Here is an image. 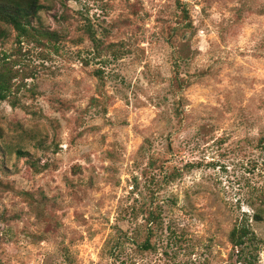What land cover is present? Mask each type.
<instances>
[{"label": "rangeland", "instance_id": "obj_1", "mask_svg": "<svg viewBox=\"0 0 264 264\" xmlns=\"http://www.w3.org/2000/svg\"><path fill=\"white\" fill-rule=\"evenodd\" d=\"M38 4L50 47L0 42L27 74L0 101V264H248L241 221L264 264V0Z\"/></svg>", "mask_w": 264, "mask_h": 264}, {"label": "trees", "instance_id": "obj_2", "mask_svg": "<svg viewBox=\"0 0 264 264\" xmlns=\"http://www.w3.org/2000/svg\"><path fill=\"white\" fill-rule=\"evenodd\" d=\"M40 9L41 6L38 4V0H0V42L7 36L6 28H8L14 32L15 41L18 45L23 42L41 47V49L48 48L49 44L55 41L56 34L52 31L37 28L32 25V21ZM20 50L21 48L18 47L17 51L20 52ZM24 75L27 74L13 71L5 62L0 64V101L8 100L13 90L12 86H15L14 79L18 78L23 80L26 78ZM94 75L98 78L100 77L97 70L94 72ZM171 85L179 89L183 86L185 87L186 83L184 80L174 76ZM161 167L162 163L159 160L151 158L148 160L146 169L148 171H156ZM257 200L261 208H257L254 217L257 221H261L264 217V190L258 191ZM144 214V239L142 241H137L132 237V243L135 248L141 252L152 251L154 249L150 244V238L153 235V229L159 224V216L153 211L149 210L144 212ZM122 238L123 237L119 238V243ZM228 241L232 248L237 250V257H243V261L250 264L251 260L245 261V259H248L251 253H253L256 247V238L244 221L238 222L233 226L229 231Z\"/></svg>", "mask_w": 264, "mask_h": 264}]
</instances>
